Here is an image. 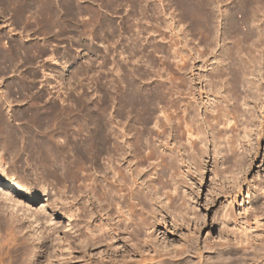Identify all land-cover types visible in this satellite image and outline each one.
<instances>
[{"label": "rangeland", "instance_id": "obj_1", "mask_svg": "<svg viewBox=\"0 0 264 264\" xmlns=\"http://www.w3.org/2000/svg\"><path fill=\"white\" fill-rule=\"evenodd\" d=\"M0 167L32 209L118 226L93 246L72 233L55 264H263L264 0H0ZM123 168L146 208L139 241L126 207L98 201Z\"/></svg>", "mask_w": 264, "mask_h": 264}, {"label": "bare ground", "instance_id": "obj_2", "mask_svg": "<svg viewBox=\"0 0 264 264\" xmlns=\"http://www.w3.org/2000/svg\"><path fill=\"white\" fill-rule=\"evenodd\" d=\"M192 2V1H191ZM194 2V1H193ZM196 2V1H195ZM185 3V2H184ZM178 4V2H177ZM181 4V3H180ZM195 4V3H194ZM198 4V3H197ZM200 4V2H199ZM188 3L186 4L187 9L189 8V10L194 6L193 3L191 6H187ZM179 6V5H177ZM184 6V5H183ZM197 6V5H196ZM194 6V7H196ZM199 6V5H198ZM191 7V8H190ZM193 7V8H194ZM184 8V7H183ZM202 8V7H201ZM203 8L205 9L206 6ZM200 9V7L197 9L195 8V12L194 11H189L188 12H194L197 13L198 15H200L198 13V10ZM203 9V10H204ZM186 10V9H184ZM194 10V9H193ZM202 10V9H201ZM205 11V10H204ZM201 13V11H199ZM203 12V11H202ZM182 13V12H181ZM50 14V13H49ZM188 14V13H187ZM191 14V13H190ZM197 14H194L198 17ZM202 14V13H201ZM189 15V14H188ZM193 15V16H194ZM206 15V14H205ZM49 16V15H48ZM204 16V15H203ZM50 17V16H49ZM200 17V16H199ZM206 17V16H205ZM210 17V16H209ZM181 18V17H180ZM179 18V19H180ZM192 18V16H191ZM204 18V17H201ZM207 18V17H206ZM195 19L197 18H193V21H195ZM208 19V18H207ZM206 19V20H207ZM199 20V18H198ZM204 20V19H203ZM209 20V19H208ZM200 21V20H199ZM211 21V20H210ZM197 22V21H196ZM195 22V23H196ZM206 23L207 21H202V23ZM201 23V21H200ZM199 23V24H200ZM204 23V24H205ZM210 23V22H209ZM197 24V25H199ZM207 24V23H206ZM192 25V24H191ZM194 25V24H193ZM203 25V24H202ZM196 26V25H195ZM204 26V25H203ZM202 26V27H203ZM197 27V26H196ZM202 27L201 30L203 29ZM206 27V25H205ZM204 27V29H205ZM237 27V26H234ZM199 28V26L197 27ZM207 28V27H206ZM209 30V28H208ZM205 31V30H204ZM195 32V31H194ZM206 33V31H205ZM203 33V35L205 34ZM209 32L207 31V35L204 36V38L206 36H208ZM202 34V31H201ZM198 36V35H197ZM200 36V35H199ZM203 37V36H202ZM208 39V37H206ZM210 38V37H209ZM202 40V39H201ZM236 42V40H235ZM209 43V42H208ZM234 43V42H233ZM238 44V43H237ZM177 51V50H176ZM230 51V55H231ZM233 52H235L233 50ZM237 52V51H236ZM235 52V53H236ZM228 53V52H227ZM229 54V53H228ZM228 56V55H227ZM234 56V55H232ZM238 56V55H237ZM236 57V56H234ZM227 58V57H226ZM228 59V58H227ZM229 59L231 60V64L232 67H227L229 68V71L224 70L225 74H234V76L232 78H234V82L232 84H228L229 87L227 86L226 90H227V98L226 100H224L227 104L229 101L233 100L234 103H232L230 106L233 108H235V102L234 101L236 98H238V92H239V87L241 88V85L238 82V76L239 73H241L240 71L242 70L241 67L239 66V64L237 62H235V58L233 57H229ZM233 60V61H232ZM177 65V64H176ZM181 66V65H180ZM178 65V67H180ZM177 68V67H176ZM178 70V69H177ZM180 70V69H179ZM178 70V71H179ZM228 70V69H227ZM180 73V72H179ZM223 73V72H222ZM244 73V72H243ZM177 75V74H176ZM218 75V74H217ZM224 75V73H223ZM219 76V75H218ZM180 77V76H179ZM240 77V76H239ZM176 80V79H175ZM178 80V79H177ZM177 83V82H176ZM178 83H180L178 81ZM178 83L176 84L178 90L182 89L183 85L181 84L182 88H179L180 86L178 85ZM241 83V82H240ZM186 85V83H185ZM179 86V87H178ZM243 86V85H242ZM189 87V86H188ZM225 87V86H224ZM190 90V89H189ZM234 96V97H233ZM236 96V97H235ZM225 97V96H224ZM138 100V99H137ZM126 101V100H124ZM189 101V100H188ZM128 102V100H127ZM191 103V102H190ZM179 104V103H178ZM177 104V105H178ZM135 105V104H134ZM124 106V105H123ZM190 106V105H189ZM188 106V107H189ZM194 106V105H193ZM192 106V107H193ZM231 109V110H232ZM236 111V110H235ZM228 112V110H227ZM237 112V111H236ZM232 113V112H231ZM232 116V115H231ZM47 119V118H46ZM233 119V118H232ZM235 119V118H234ZM229 120V119H228ZM176 132L179 134H181V132L179 131V122L176 121ZM245 133V132H244ZM101 135V134H100ZM107 135V134H106ZM249 135V134H248ZM11 136V135H10ZM97 136V134H96ZM251 136V135H250ZM16 137V136H15ZM93 137V136H92ZM248 137V136H247ZM14 138V137H11ZM249 138V137H248ZM16 141V139H15ZM48 143V142H47ZM46 143V144H47ZM42 144V143H41ZM47 146V145H46ZM51 147V146H50ZM85 147V146H84ZM79 148V147H78ZM83 148V147H82ZM81 149V148H80ZM233 149V148H232ZM45 150V149H44ZM83 150V149H82ZM234 150V149H233ZM37 151V150H36ZM50 151V150H49ZM77 151V150H76ZM45 152V151H44ZM63 152V151H62ZM81 155L82 152L81 151ZM50 154V153H49ZM137 154V153H136ZM53 155V154H52ZM60 155V154H59ZM62 155V154H61ZM80 155V156H81ZM85 155V154H84ZM88 155V154H87ZM48 156V154H47ZM56 156V155H55ZM84 157V156H83ZM88 157V156H87ZM86 157V158H87ZM37 158V157H36ZM52 158V157H51ZM49 159V158H48ZM62 159V158H61ZM79 159V158H78ZM86 160V159H85ZM84 160V161H85ZM54 161V160H53ZM65 161V160H64ZM79 161V160H78ZM81 161V159H80ZM76 162V161H75ZM44 163V162H43ZM77 163V162H76ZM46 164V163H45ZM79 164V163H78ZM82 164V163H81ZM80 164V165H81ZM43 165V164H42ZM78 165V166H80ZM111 166V165H110ZM81 167V166H80ZM79 167V168H80ZM110 168V167H109ZM115 168V167H114ZM126 168V167H125ZM137 168V167H136ZM113 169V168H112ZM119 169V168H118ZM135 169V168H134ZM73 170V169H72ZM117 170V169H116ZM138 170V169H137ZM139 171V170H138ZM5 170L0 167V174H4ZM116 172V171H115ZM130 172V171H129ZM59 173V172H58ZM61 173V172H60ZM119 172H116L117 176H118ZM139 173V172H138ZM6 174V173H5ZM4 174V175H5ZM49 174V173H48ZM53 174V173H52ZM121 174V175H120ZM126 174L128 175V172L125 170L124 172V168L121 169L119 175L121 177V180L119 179L118 184L119 188H117L116 190H113V188L110 186L105 187V186H97L95 182L94 187H96V190L100 191V193L97 195L98 196V201H100L101 203H105L107 205V207H116L119 206V208H123L126 207L127 211L126 212H120V211H116V212H120L117 214L118 217V221L121 223V225H123L124 229H126L128 227V225L132 224L133 229V234L132 236H134V238L136 239V241H139V232H141V228H144V219L143 216L145 209L144 208V202L143 199L141 197V193L139 194V184H136V178L133 177L132 182H133V188H131V186L129 187V185L127 186L126 183ZM133 174V173H131ZM137 175V173H136ZM62 176V175H61ZM73 176V175H72ZM116 176V175H115ZM114 177V175L112 176ZM111 177V178H112ZM43 178V177H42ZM45 178V177H44ZM79 178V176H78ZM110 178V177H109ZM131 178V176H130ZM62 179V178H61ZM69 179V178H68ZM72 180H75L72 178ZM93 181V180H92ZM114 181V180H113ZM116 181V179H115ZM65 183V182H64ZM113 183V182H112ZM74 184V183H73ZM82 184V183H81ZM40 186V185H39ZM89 186V185H88ZM98 187V189H97ZM115 187V186H114ZM175 188V187H174ZM80 189V188H79ZM141 189V188H140ZM176 189V188H175ZM58 190V189H57ZM45 191V190H44ZM56 191V190H55ZM63 191V190H62ZM94 191V190H93ZM76 192V191H75ZM97 192V191H95ZM94 192V194H95ZM0 193L2 194V196H0V198H2L0 200V227H3V236L5 238V240H3V242L6 244L4 246V243L1 242L0 239V264H55L58 261H61L62 259L64 260L65 257H69L70 253L72 252V248H71V243L70 240L72 239V233L76 232L78 233L79 237H82V241L83 243L85 242V245H94L96 243L99 244V242H101L102 240L105 239L106 235L109 236V231H111L110 238L112 239L113 235L115 234V230H118V226L117 225H113L114 227H109V225L107 223H101L96 231L97 233L92 232L91 227L87 224H84L82 227L77 223H73V216L74 214L71 213V210H69L68 208L64 207V206H56V204L50 203L48 201L46 202H41L39 204V208L36 209H32L30 207V205L28 203H24L23 201H34L35 200V196L30 195L29 193L23 191V190H18L17 186L14 184H11L10 182H7L5 179H2L0 177ZM93 193V192H92ZM145 193V192H144ZM53 194V193H52ZM117 194V196H116ZM12 197V201H14L12 204L6 203L7 201H9ZM97 198V197H96ZM184 198V197H183ZM93 199V198H92ZM152 199V198H150ZM61 200V199H60ZM6 201V202H5ZM153 201V200H152ZM185 203L188 202L187 200L184 201ZM50 203V204H49ZM97 203V202H96ZM153 203V202H152ZM54 206H53V205ZM58 204V203H57ZM102 205V204H101ZM79 207V206H78ZM77 207V208H78ZM84 207V206H83ZM152 207V206H151ZM76 208V209H77ZM154 208V207H152ZM107 209V208H106ZM118 209V207L116 208ZM195 209V208H194ZM99 210V209H98ZM104 210V209H103ZM122 210V209H120ZM111 211V210H110ZM115 211V210H114ZM144 211V212H143ZM149 211V209H148ZM151 211H153V209H151ZM150 211V212H151ZM79 212V211H78ZM89 212V214L86 212L83 213V216H81L80 219H82V217H84V219H89L92 216V213ZM109 213V212H108ZM148 213V212H147ZM152 213V212H151ZM180 213V212H179ZM110 214V213H109ZM112 214V213H111ZM153 214V213H152ZM155 215V214H154ZM151 216V215H149ZM88 217V218H85ZM110 217V216H109ZM107 218V216H106ZM122 220H121V219ZM29 219L32 220V224L34 223L35 225H30L28 224ZM58 221L59 223L55 224L54 221ZM2 221V222H1ZM80 222V221H79ZM88 222V221H87ZM111 222V221H110ZM36 223H38L36 225ZM81 223V222H80ZM127 223V224H126ZM151 224V223H150ZM82 225V224H81ZM97 225V224H96ZM76 229L74 231L73 228ZM122 227V228H123ZM1 229V228H0ZM85 230H89V236L87 234V231L85 232ZM84 234V236H82ZM85 234H87L88 237L85 236ZM236 236V234H235ZM63 237V242L61 245H64L63 247H60L61 245H59L60 241H62ZM78 237V236H77ZM120 238V237H119ZM115 240V239H114ZM150 240V239H149ZM108 241V239H107ZM141 241V240H140ZM47 243L49 244V247H46L45 245H47ZM245 243H247L245 241ZM75 244V242H74ZM137 244V243H136ZM224 244V243H223ZM214 245V244H213ZM110 246V245H109ZM184 246V245H183ZM219 246V245H218ZM116 247V246H115ZM44 248V251H42L41 249ZM114 248V247H113ZM137 248V247H136ZM243 248V247H242ZM245 248H247V245H245ZM203 249V248H202ZM115 250V249H114ZM251 250V249H250ZM84 251V250H83ZM118 251V250H117ZM175 250L172 249V251L168 248L167 252L165 254H167L169 252L170 255L174 254ZM246 251V250H245ZM179 252L175 254L178 255ZM263 253V252H262ZM168 254V255H169ZM174 254V256H176ZM74 255V254H73ZM72 256V255H71ZM173 256V255H172ZM171 257V256H170ZM172 258V257H171ZM254 258V257H253ZM54 259V261H53ZM262 259V258H261ZM264 259V258H263ZM62 260V261H63ZM257 260V258L255 259ZM61 261V262H62ZM131 261V260H130ZM134 261V260H133ZM145 260H143V258H139V260L134 261V264H143ZM254 262V261H253ZM258 264L259 262L261 263V261L258 259L257 260ZM263 263V262H262ZM96 264V263H95ZM102 264V262H101ZM124 264V263H122ZM255 264V263H254ZM264 264V263H263Z\"/></svg>", "mask_w": 264, "mask_h": 264}]
</instances>
